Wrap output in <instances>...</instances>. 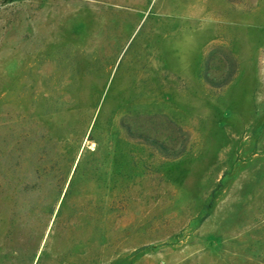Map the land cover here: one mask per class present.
Wrapping results in <instances>:
<instances>
[{"label":"rangeland","instance_id":"rangeland-1","mask_svg":"<svg viewBox=\"0 0 264 264\" xmlns=\"http://www.w3.org/2000/svg\"><path fill=\"white\" fill-rule=\"evenodd\" d=\"M0 264H264V0H0Z\"/></svg>","mask_w":264,"mask_h":264}]
</instances>
